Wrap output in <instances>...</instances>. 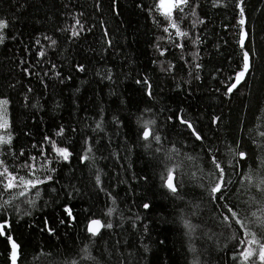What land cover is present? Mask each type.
Instances as JSON below:
<instances>
[{"label": "trees", "instance_id": "1", "mask_svg": "<svg viewBox=\"0 0 264 264\" xmlns=\"http://www.w3.org/2000/svg\"><path fill=\"white\" fill-rule=\"evenodd\" d=\"M226 2V8H214L212 0H200L198 15L205 19V24L198 25L193 32V35L199 34L202 38L198 61L202 65L201 80L196 81L193 78L195 70L192 69L193 75H189L190 69L183 66L184 61L177 49L167 55V60L175 65L173 73H163L159 61L153 65L152 61L157 59L153 45L161 35V31L147 18L146 6L151 5L153 0H117L119 15L112 11V0H0V18L12 21L8 29L9 38L4 45H0V98L6 97L10 101L8 118L18 146L28 152L34 151L30 145L39 141L42 135L63 139L54 135L57 128L63 126L66 130L64 136L68 138L66 143L73 150L80 151L81 138L85 135L90 138L94 149L101 147L100 152L93 153L97 160L91 171L80 165L75 156L71 159V168L67 165L61 168L57 177L60 183L55 185L57 192L42 191L43 199L37 201L43 212L33 210V216L26 217L9 209L10 215L6 217L9 220L8 231L24 248L21 264H46L43 258L34 259V255L41 251L36 247L38 245L44 249L55 245L60 250L79 251L89 243L83 230L88 219H106V205H111L105 192H100L91 178V172L96 168L101 171L102 186L106 192H112L117 197V212L123 210L125 217L133 213L141 216L137 229L139 235L144 234V224L147 225L148 233L143 243L149 246L151 252L143 264H149V261L151 264H185L186 247L181 232L177 230L174 205L165 198L160 188L159 176L154 172L149 154L142 147H133L131 153H126L122 146L124 143L135 145L136 119L146 105L152 107L155 116L144 113V119H157L165 125L167 135L181 144L187 143L181 140V135L187 130L178 124L175 128L165 124V117L169 115L167 109L175 112L182 108L189 119L198 117L200 125H207L211 115H220L218 135L229 143L240 139L242 129H248L244 132L245 137L252 135L258 138V131L264 128V112L261 111L264 108V0H244L247 29L254 33L257 56L253 59L254 76H249L248 83L231 99L223 96L222 81L239 64V47L235 43L238 28L233 27L238 19V10L235 9V0ZM21 4L24 7H20ZM137 4L141 7H136ZM73 16L85 26V31L74 42L66 38V33L55 31L57 27L73 24ZM188 26L189 21H186L185 27ZM105 31L109 34L112 47H108L103 39ZM44 36L58 39L55 50ZM37 38L46 52L40 58L42 64L37 62L36 52L41 46L36 45ZM185 43L187 54L192 46ZM161 46H165L163 42ZM25 47L31 51L25 53ZM249 47L252 45L249 44ZM186 58L191 59L190 56ZM22 59H27L28 63L20 64ZM79 63L85 65V72L75 71V65ZM51 64L56 65L55 70L61 73L60 77L49 71ZM22 67H29L33 73L40 75L24 76ZM217 68L221 71L216 72ZM109 69L112 70L111 80L107 79ZM46 71L48 76L44 75ZM138 75H146L150 80L154 99L148 100L141 95L133 83ZM41 79L44 84L39 82ZM217 88L221 91L217 92ZM114 117L121 124L118 130L112 123ZM98 120L104 122V133L93 132ZM72 128L76 129L75 133ZM203 130L207 131V128ZM24 132L30 135L25 136ZM99 135H104L101 145L91 140ZM208 135L211 136L212 132ZM108 137H111L110 149L102 147L108 143ZM241 143L243 147H251L247 140ZM188 151L195 155L190 148ZM110 152H117L118 156H110ZM117 159L120 163H116ZM8 163L12 164L11 158H8ZM185 170L191 172L195 169L189 166ZM140 175H147L150 179L141 180ZM69 184L78 191H74ZM65 190L73 193L72 199H68ZM188 191L190 195H195L199 190L191 188ZM53 198H57V205H52ZM241 199L246 200L247 196ZM44 201H48V206L44 205ZM142 202L152 203L150 212L139 207ZM64 203L73 208L77 217L66 234L62 229L58 239H50L38 234V227L27 228L28 223L38 222L44 213L51 216L58 205ZM20 207L27 210L24 204ZM245 210L246 206H242L241 211ZM122 235L127 240L130 234ZM165 237L167 243L159 246L156 242ZM104 239L108 240L107 232ZM115 239L113 235L109 243ZM214 243L220 245L217 255L223 258L224 241ZM6 247V240L0 237V264H6Z\"/></svg>", "mask_w": 264, "mask_h": 264}, {"label": "snow or ice", "instance_id": "2", "mask_svg": "<svg viewBox=\"0 0 264 264\" xmlns=\"http://www.w3.org/2000/svg\"><path fill=\"white\" fill-rule=\"evenodd\" d=\"M112 5L113 13L119 15L117 0H112ZM211 6L226 8L227 2L212 0ZM20 7H24V4ZM136 7L141 5L137 4ZM200 7V0H153L151 5L146 6L147 18L161 31L153 45L157 59L152 63L156 65L159 61L163 73H173L175 65L167 60V55L177 49L180 59L184 61L183 66L190 69L189 75H193L191 70L194 69L193 78L196 81L201 80L202 65L198 61L202 38L199 34L193 35L198 25L205 24V19L198 15ZM235 9L238 10V19L233 27L238 28V39L235 43L239 47V64L226 80L222 81V94L226 99H231L248 83V77L254 76L253 59L257 56L254 33L247 29L244 0H235ZM73 20V24L57 27L55 31L66 33V38L74 42L85 31V26L75 16ZM186 21H189L190 26L185 27ZM11 23L9 19L0 18V45H4L9 38L8 29ZM101 27H104L103 22ZM43 38L50 41L53 50L58 46V39L51 36ZM103 39L108 47L113 46L107 31L104 32ZM185 42L192 46V50L187 54ZM35 43L41 45L40 39L37 38ZM249 44L252 45L251 48ZM23 51L27 53L31 49L25 47ZM45 55L41 45L36 52L37 62L42 64L40 58ZM160 57L165 59L160 60ZM27 63V59L20 61V64ZM55 69L56 65L51 64L49 71L60 77L61 73ZM75 71L85 72V65L76 64ZM215 71L220 72L221 69L217 68ZM21 72L27 77L40 75L38 72L33 73L29 67H22ZM111 73L112 70L109 69V80L112 79ZM44 75L48 76L49 73L46 71ZM213 78H216L215 75ZM39 82L45 83L43 79ZM60 82L63 83V78ZM133 83L143 97L154 99L153 86L146 75H138ZM28 91L31 92L32 89L29 88ZM216 91L220 92L221 89L217 88ZM9 103L8 98H0V237L7 242L6 264H21L24 248L8 231L9 220L6 217L10 215L9 209L26 217H32L33 210L43 212L37 201L43 199L42 191L57 192L55 185L60 183L57 177L61 168L65 165L71 168V159L75 156L80 165L91 171L97 160L93 153L100 152L101 147L94 149L90 138L85 135L81 138L83 143L80 151H75L66 143L68 138L64 136L65 128L59 126L54 135L64 137L63 139L42 135L39 141L31 143L30 147L34 151L26 152L24 147L18 146L11 130L8 118ZM140 111L141 115L136 119L135 145L124 143L122 150L131 153L133 147H142L149 154L154 172L159 176L160 188L165 198L174 205L177 230L181 232L186 247L185 264H214V261L220 264L221 259L222 264H264V128L258 131V138L252 135L245 137L244 132L248 129H242L240 139L229 143L218 135L222 119L220 115L213 114L207 125H200L198 117L189 119L182 108L175 112L167 109L169 115L165 117V124L171 128L178 124L187 130L186 134L181 135V140L187 143L181 144L167 135L165 125H161L157 119H144V113H153L152 107L146 105ZM261 111L264 112V108ZM112 123L117 130L121 127L118 118L114 117ZM204 128H207V131H204ZM71 131L75 133L76 129L72 128ZM93 132H105L102 120L96 122ZM209 132H212L211 136L208 135ZM24 135L28 136L30 133L24 132ZM91 140L101 145L104 135L92 137ZM242 140H247L251 147H243ZM102 147L111 148V137H108V143ZM189 148L195 155L189 153ZM109 155L116 157L118 153L110 152ZM8 158L12 160L11 165ZM116 163H120L119 159ZM189 166L195 170L186 171ZM91 178L94 179L95 187L100 192H105L111 201L110 206L106 205V219H88L83 230L87 233L89 243L84 244L79 251L67 248L60 250L55 245L44 249L38 245L36 247L41 248V251L34 255V259L43 258L46 264H143L151 252L149 246L143 243L148 233L147 225L144 224V234L139 235L137 229L141 216L133 213L125 217L123 210L117 212V197L112 192H106L102 186L99 168L91 172ZM139 179L148 181L150 178L140 175ZM69 186L78 191L75 186ZM191 188L198 189V193L190 195L188 189ZM72 196L73 193L67 192L68 199H72ZM242 196H247V199L242 200ZM21 204L26 205L27 210L21 208ZM44 205L48 206V201H44ZM52 205H57V198L52 199ZM242 206H246L243 212ZM139 207L150 212L153 205L150 202H142ZM253 208L255 210H252ZM76 219L73 208L64 203L58 205L56 212L51 216L44 213L38 222L28 223L27 228L38 227V234L58 239L61 230L66 234V230L72 227ZM105 232L108 234V240L104 239ZM122 233H129V238L125 240ZM113 235L116 239L109 243ZM220 240L224 241L223 258L217 255L221 250L220 245L214 243ZM156 243L159 246L165 245L167 237Z\"/></svg>", "mask_w": 264, "mask_h": 264}]
</instances>
